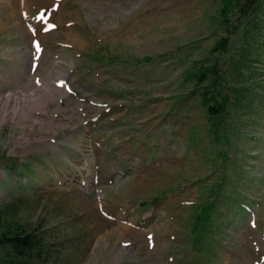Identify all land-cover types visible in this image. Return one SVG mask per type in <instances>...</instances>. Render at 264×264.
<instances>
[{
    "label": "rangeland",
    "instance_id": "rangeland-1",
    "mask_svg": "<svg viewBox=\"0 0 264 264\" xmlns=\"http://www.w3.org/2000/svg\"><path fill=\"white\" fill-rule=\"evenodd\" d=\"M219 6L0 0V210L43 239L31 264H264V4L255 41L211 54ZM214 62L217 132L210 78L186 75ZM213 198L202 254L194 215Z\"/></svg>",
    "mask_w": 264,
    "mask_h": 264
},
{
    "label": "trees",
    "instance_id": "trees-1",
    "mask_svg": "<svg viewBox=\"0 0 264 264\" xmlns=\"http://www.w3.org/2000/svg\"><path fill=\"white\" fill-rule=\"evenodd\" d=\"M264 4V0H220L218 8V21L221 28L227 33L219 37L210 48V53H225L233 45V36L242 35L247 42H253L259 36L260 24L255 18ZM249 62H243L244 56L238 60L243 67L251 66L256 59L249 47ZM187 77L194 79V85H200L210 80L200 92V103L204 107L210 123V129L217 132L221 127V118L226 112L228 96L221 92L222 76L218 72L217 63L208 66L197 67L195 70L186 72ZM236 100V97H235ZM237 100L234 102L236 103ZM3 161L11 169L12 158L2 157ZM216 199L203 202L196 206L194 215L193 232L195 234L194 244L199 246L203 254L205 243L208 237L207 223L210 221L216 208ZM241 209V206H239ZM45 243L34 230L28 229L24 223L17 221L9 212L0 210V264H31L39 252L42 251Z\"/></svg>",
    "mask_w": 264,
    "mask_h": 264
},
{
    "label": "snow or ice",
    "instance_id": "snow-or-ice-1",
    "mask_svg": "<svg viewBox=\"0 0 264 264\" xmlns=\"http://www.w3.org/2000/svg\"><path fill=\"white\" fill-rule=\"evenodd\" d=\"M34 19H36L37 21H41V22H45L46 23V16H45V12L41 11L36 17H34ZM55 25H52L50 23H46V27L43 29L45 32H47L48 30L54 28ZM33 47L35 49V53H34V63H33V69H35L37 67L35 61L39 59V53L41 52V46L39 44L38 41H33ZM37 83H39V80H37ZM61 86H64V82L61 81L60 82ZM151 239V237H150Z\"/></svg>",
    "mask_w": 264,
    "mask_h": 264
},
{
    "label": "bare ground",
    "instance_id": "bare-ground-1",
    "mask_svg": "<svg viewBox=\"0 0 264 264\" xmlns=\"http://www.w3.org/2000/svg\"><path fill=\"white\" fill-rule=\"evenodd\" d=\"M18 1H19V0H18ZM16 3H17V2H16ZM18 4H19V3H18ZM19 5H20V4H19ZM17 6H18V5H17ZM17 6H16V7H17Z\"/></svg>",
    "mask_w": 264,
    "mask_h": 264
}]
</instances>
